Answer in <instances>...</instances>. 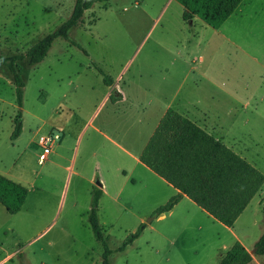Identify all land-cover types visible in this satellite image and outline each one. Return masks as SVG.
I'll return each mask as SVG.
<instances>
[{"label":"rangeland","instance_id":"rangeland-1","mask_svg":"<svg viewBox=\"0 0 264 264\" xmlns=\"http://www.w3.org/2000/svg\"><path fill=\"white\" fill-rule=\"evenodd\" d=\"M240 2L218 29L197 16L184 20L176 0L95 2L39 62L14 61L20 107L0 64V175L27 190L16 213L0 206V264H100L102 247L87 221L96 180L110 264H216L233 241L250 253L248 264H264L253 254L264 227V182L231 229L186 200L153 218L167 188L134 160L167 107L217 111L229 120L228 134H243L247 159L264 174V0ZM73 3L0 0V56L24 54ZM107 90L123 98L112 103ZM18 109L21 129L11 139ZM53 134L38 163L39 137ZM139 224V235L118 250Z\"/></svg>","mask_w":264,"mask_h":264},{"label":"trees","instance_id":"trees-1","mask_svg":"<svg viewBox=\"0 0 264 264\" xmlns=\"http://www.w3.org/2000/svg\"><path fill=\"white\" fill-rule=\"evenodd\" d=\"M104 1L74 0L70 15L55 30L30 45L24 54L0 56V64H4L10 72L17 107L21 105L23 82L14 61L26 56L30 64L39 62L54 38L65 37L67 29L81 21L84 10L95 2ZM176 1L183 7L184 20L197 16L216 29L241 0ZM102 80L106 85L111 81L105 77ZM109 99L115 101L117 98L111 94ZM20 129L18 109L13 118L11 139L18 136ZM138 160L179 191L153 209L154 217L169 211L184 194L215 221L231 227L264 181L263 173L256 167L172 108H166L159 118ZM26 192L20 183L0 175V205L8 214H14L21 208ZM100 194L101 190L94 187L87 221L94 239L102 247L100 264H110L107 257L111 250L106 247L96 215ZM142 228L143 224H139L129 233L118 250L130 244ZM253 254L264 255V227L254 243ZM250 260V253L240 242L234 241L219 254L216 264H248Z\"/></svg>","mask_w":264,"mask_h":264},{"label":"crops","instance_id":"crops-1","mask_svg":"<svg viewBox=\"0 0 264 264\" xmlns=\"http://www.w3.org/2000/svg\"><path fill=\"white\" fill-rule=\"evenodd\" d=\"M242 1V4H244V2H246V0H241ZM248 3H249V1H247ZM247 2H246V4H247ZM241 3V2H240ZM238 5H240V4H238ZM237 5V6H238ZM237 8H235L234 9V11L236 10ZM238 11V13H241L242 11L241 10H237ZM234 13V12H233ZM193 18H194V16H193ZM219 28V27H218ZM218 28H216V29H218ZM214 29V28H213ZM113 95L115 98H117L115 101H112V103H116V102H119L122 98H123V96H122V94H121V92H118V91H115V93H113V92H111L110 93V91L109 90H107L106 91V96H105V99H108V100H110L109 99V95ZM247 101H248V99H246L245 100V102L244 103H242V105L244 106V105H246L247 104ZM167 108H170V107H167ZM165 111V110H164ZM163 111V112H164ZM176 111V110H175ZM227 111L228 112H230L231 114H232V116H233V118H236V116H237V114L235 115H233V113H232V109H227V110H225V113H227ZM202 112V111H201ZM179 113V112H178ZM211 115L210 116H206V115H204L203 113H198V114H190V113H186V114H184V113H180L182 116H184V117H186V118H188L189 120H191V121H193L194 123H196L199 127H201L203 130H205L207 133H209V134H211L215 139H218V140H220L225 146H227L228 148H230L231 150H233L235 153H237L240 157H242V158H244L247 162H249L250 164H252L254 167H255V165L253 164V162L251 161V160H249V159H247L248 157L246 156V151H247V148H245L246 147V145L244 144V142L242 141V138L240 139L239 137L242 135L243 136V134H241V135H231V134H228V131H229V127H231V125H229L228 124V121H226V119L225 118H223V114H222V112H209ZM163 114V113H162ZM161 114V115H162ZM213 114V115H212ZM161 117V116H160ZM214 119V120H216L218 123H220L221 124V127H217V128H213L212 126H207L210 122L212 123L213 121H210V119ZM159 120V119H158ZM233 121V120H232ZM240 122V127H243L244 125H246V123H247V121H246V119L245 118H240V120H239ZM158 122V121H157ZM157 124V123H156ZM233 124H235V122L233 123ZM232 124V125H233ZM51 126H54V125H51ZM156 126V125H155ZM154 126V127H155ZM59 130H61L60 129V127L61 126H56ZM232 128V127H231ZM154 129V128H153ZM225 131V133L224 132H222V131ZM153 131V130H152ZM152 133V132H151ZM150 133V134H151ZM150 134L148 135V137L150 136ZM225 135H227L228 137H229V139H227L226 137H225ZM148 137H147V139H148ZM239 138V139H238ZM146 139V140H147ZM146 142V141H145ZM145 142L143 143V145H142V147L144 146V144H145ZM142 147H141V149H142ZM141 149L139 150V151H137V156L139 155V153H140V151H141ZM50 150V149H49ZM49 153V152H48ZM134 160H135V162H137V163H140L147 171H150L153 175H155L156 177H158L162 182H163V185H166V188H167V194H166V196H167V198H169L170 196H172V195H174L175 193H177V192H179L176 188H174L171 184H169V183H167L165 180H163L161 177H159L158 175H156L154 172H152L149 168H147L145 165H143L139 160H138V157H134ZM261 172V171H260ZM264 175V174H263ZM264 182V181H263ZM91 184H93L96 188H99L100 190H101V194L103 193V185L101 184V186H97L96 184H95V182L94 183H91ZM263 184V183H262ZM261 187H262V185H261ZM261 187L259 188V190H257V192L251 197V199L248 201V203H247V205L244 207V209L242 210V212L237 216V218L235 219V221L239 218V216L247 209V207L249 206V204H250V201L260 192V189H261ZM101 194H100V196H101ZM182 200H186V201H190L191 203H193L194 205H196L194 202H192L187 196H185L184 194H181V197H180V199L177 201V203L175 204V205H173V207L169 210V211H167V212H164V213H168V212H170L174 207H176ZM1 206V205H0ZM2 207V206H1ZM196 207H198L197 205H196ZM3 208V207H2ZM199 208V207H198ZM4 209V208H3ZM199 209H201V208H199ZM202 210V209H201ZM203 211V210H202ZM205 212V211H204ZM164 213H162V214H160V215H158L157 216V218H160ZM206 213V212H205ZM207 214V213H206ZM208 215V214H207ZM209 216V215H208ZM209 217H211V216H209ZM155 218V217H154ZM212 218V217H211ZM213 219V218H212ZM214 220V219H213ZM234 221V222H235ZM233 222V223H234ZM219 223V222H218ZM222 225V224H221ZM224 226V225H223ZM226 227V229H231L232 227H233V224H232V226L231 227H227V226H225ZM234 242V241H233ZM239 242V241H238Z\"/></svg>","mask_w":264,"mask_h":264},{"label":"built area","instance_id":"built-area-1","mask_svg":"<svg viewBox=\"0 0 264 264\" xmlns=\"http://www.w3.org/2000/svg\"><path fill=\"white\" fill-rule=\"evenodd\" d=\"M56 139H58L57 134H53L52 136L45 135V136L39 137L38 144L41 147V152L37 156L38 163L42 162L45 159L47 153L49 152L50 143L52 142V140H56Z\"/></svg>","mask_w":264,"mask_h":264},{"label":"water","instance_id":"water-1","mask_svg":"<svg viewBox=\"0 0 264 264\" xmlns=\"http://www.w3.org/2000/svg\"><path fill=\"white\" fill-rule=\"evenodd\" d=\"M95 184L97 185V186H101V184L96 180L95 181ZM153 218H154V215H153Z\"/></svg>","mask_w":264,"mask_h":264}]
</instances>
